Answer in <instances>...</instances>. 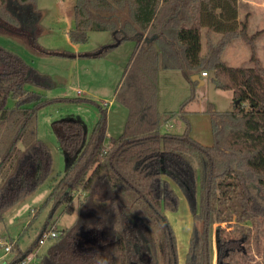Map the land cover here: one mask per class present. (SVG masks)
Wrapping results in <instances>:
<instances>
[{
    "label": "trees",
    "instance_id": "trees-1",
    "mask_svg": "<svg viewBox=\"0 0 264 264\" xmlns=\"http://www.w3.org/2000/svg\"><path fill=\"white\" fill-rule=\"evenodd\" d=\"M37 12V0H0V32L24 34L28 16ZM74 20L68 35L75 45L88 43L90 32L112 35L110 44L87 58H102L135 41L116 91V102L128 115L122 134L109 137L108 110L101 107L84 146L80 122L55 124L61 150L75 158L40 209L50 212L43 232L57 231L51 217L61 207V214L74 213L75 199L79 213L77 224L57 231L56 243L37 264H179L176 237L164 212L180 207L175 185L195 213V160L201 168L204 211L202 230L194 226L186 264L209 263L213 226L216 264H264V67L256 52L264 30L249 34L248 19L239 20V0H76ZM213 34L220 35L216 42ZM236 40L250 48L251 67L223 60L225 49ZM31 41L40 48L35 36ZM0 68L1 224L5 213L35 192L52 170L50 148L38 138V112L49 100L27 86L47 90L53 84L1 45ZM161 70L212 74L215 89L232 92V111L208 106L211 146L193 139L182 114L197 85L191 81L192 96L179 112L186 122L184 132H162ZM81 230L88 233L81 241L89 245L84 252L73 241ZM21 238L11 241L14 256L8 264H34L29 257L38 241L24 252Z\"/></svg>",
    "mask_w": 264,
    "mask_h": 264
},
{
    "label": "rangeland",
    "instance_id": "rangeland-1",
    "mask_svg": "<svg viewBox=\"0 0 264 264\" xmlns=\"http://www.w3.org/2000/svg\"><path fill=\"white\" fill-rule=\"evenodd\" d=\"M37 4L38 12L30 14L27 18L28 31L24 30V34L14 31L0 32L2 47L21 57L40 74L47 76L53 84V88L47 90L29 86L32 91L43 93L44 97L49 100V103L38 112V138L50 148L53 159L52 170L47 180L35 192L5 213L0 224V237L5 242L9 243L10 240L16 242L22 234L19 244L24 252L31 249L33 245L36 246L40 235L45 233L43 229L50 220V212L48 209L43 211L40 209L49 197L53 184L60 175L67 171L75 158L64 154L61 150L55 124L61 121L80 122L84 129V146L99 121L100 108L103 107L108 110L109 137H119L123 132L128 111L126 107L116 102V91L122 79L123 70L130 61L135 48V41L128 40L102 58H87L86 54L113 41L111 33L90 32L88 43L75 45L70 41L68 34L75 26L76 0H37ZM242 9L245 14V6H242ZM247 15L249 34L252 35L264 29V8L261 5L251 6ZM33 36L37 40L35 44L40 48L33 47V41H31ZM41 48L50 50V53L41 52ZM256 52L264 67V34L256 42ZM250 56V48L242 40L234 41L223 54L226 62L234 67H251ZM191 76L183 70L159 71L158 110L165 116L162 132L173 134L184 132L186 122L179 116V112L181 104L192 96ZM205 80L206 86L201 88L194 86L193 100L195 102L190 109L205 112L211 104L218 112L232 111L234 109L232 92L215 89L212 74H208ZM189 121L190 124H195L198 118L193 116ZM200 134L202 135L203 132ZM194 167L197 176L195 213L192 212L187 199L175 185V192L181 195L180 207L177 212H164L176 237L180 264H186V258L183 260L182 253L185 250L184 257L187 256L194 226L197 224L202 230L199 220L204 211V191L201 189L202 174L197 160L194 161ZM78 205L79 201L75 199L72 206L76 211L72 214H61L63 207L55 212L51 217L53 219L51 224L55 223L54 230L63 231L73 227L74 222L77 224ZM78 228L84 229L83 227ZM216 228L217 226L211 227L209 234V264H216L217 260ZM87 235L86 231L81 230V233H77L73 239L77 243V245L74 243V246H77L78 252L88 250L89 245L81 242L84 239L87 240ZM56 241L57 239L50 240L42 246L38 245L36 253H32L29 261L34 264L40 262ZM13 256L14 252L7 253L3 246L0 247V264L11 261Z\"/></svg>",
    "mask_w": 264,
    "mask_h": 264
},
{
    "label": "crops",
    "instance_id": "crops-1",
    "mask_svg": "<svg viewBox=\"0 0 264 264\" xmlns=\"http://www.w3.org/2000/svg\"><path fill=\"white\" fill-rule=\"evenodd\" d=\"M260 5L264 8V0H261V2H260V0H239V20L243 21L245 18L248 19L247 12L251 8V6H260ZM242 6H245V9H246L245 14H243V12H242L243 11ZM241 12H242V15H241ZM243 17H244V19H243ZM248 23H249V21H248ZM219 38H220L219 34H213V40L215 42L217 40H219ZM222 58H223L224 61H226L223 56H222ZM195 74L200 75V78L203 81L202 83L197 82L196 87L201 88V87L206 86V80L205 79H206V77H208V75L207 76H203V72L202 73L197 72ZM195 74H193V75H195ZM191 86H192V84H191ZM27 89L32 90L31 88H29V86H27ZM38 93H41V92L38 91ZM41 94H43V93H41ZM192 100L184 107L183 113H182L183 116H184V119H186L187 121H189L191 119V117H193V116L198 118L197 123H195V124L191 123L190 124L191 125V136L193 137V139H195L197 142L201 143L202 145L211 146L213 144V130H212V118H211V115L207 111H205V112H196V111L191 110L190 107H192L194 102H195V100H193V101ZM179 116L182 117V119H183L182 115H179ZM200 118H202L201 121H200ZM189 122H191V121H189ZM202 129H203V131H202ZM201 132H203L202 135L200 134ZM179 191L181 192L180 189H179ZM176 193H177L178 197L180 198V203H181V195H179L178 192H176ZM0 241H2L3 243H6L8 245H10V243H11V240L8 243L7 241L5 242L1 237H0ZM6 244H0V247L3 246L4 250H5V245ZM10 246H12V243H11ZM185 255H186V252L184 250L183 253H182L183 260H184V258H186V257H184ZM9 262L10 261H7L5 264H8ZM179 264H180V261H179Z\"/></svg>",
    "mask_w": 264,
    "mask_h": 264
},
{
    "label": "built area",
    "instance_id": "built-area-1",
    "mask_svg": "<svg viewBox=\"0 0 264 264\" xmlns=\"http://www.w3.org/2000/svg\"><path fill=\"white\" fill-rule=\"evenodd\" d=\"M208 74L207 73H203V76H207ZM59 236V233L57 231H48V232H45L44 234L41 235V237L39 238L38 240V245L39 246H42L44 245L47 241H50V240H56L57 237ZM0 244H6V243H3L2 241H0ZM5 251L7 253H9L11 251V246L6 244L5 245Z\"/></svg>",
    "mask_w": 264,
    "mask_h": 264
},
{
    "label": "water",
    "instance_id": "water-1",
    "mask_svg": "<svg viewBox=\"0 0 264 264\" xmlns=\"http://www.w3.org/2000/svg\"><path fill=\"white\" fill-rule=\"evenodd\" d=\"M191 82H193V83H197V82L202 83L203 81L201 80L200 75L195 74V75L191 76Z\"/></svg>",
    "mask_w": 264,
    "mask_h": 264
},
{
    "label": "clouds",
    "instance_id": "clouds-1",
    "mask_svg": "<svg viewBox=\"0 0 264 264\" xmlns=\"http://www.w3.org/2000/svg\"><path fill=\"white\" fill-rule=\"evenodd\" d=\"M77 219H78V217H77ZM76 224V222H74V224H73V226Z\"/></svg>",
    "mask_w": 264,
    "mask_h": 264
},
{
    "label": "flooded vegetation",
    "instance_id": "flooded-vegetation-1",
    "mask_svg": "<svg viewBox=\"0 0 264 264\" xmlns=\"http://www.w3.org/2000/svg\"><path fill=\"white\" fill-rule=\"evenodd\" d=\"M216 254H217V252H216ZM217 261V260H216Z\"/></svg>",
    "mask_w": 264,
    "mask_h": 264
}]
</instances>
